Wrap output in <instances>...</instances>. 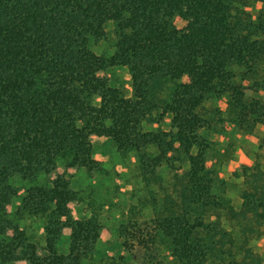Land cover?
I'll return each mask as SVG.
<instances>
[{"label": "trees", "instance_id": "16d2710c", "mask_svg": "<svg viewBox=\"0 0 264 264\" xmlns=\"http://www.w3.org/2000/svg\"><path fill=\"white\" fill-rule=\"evenodd\" d=\"M175 16L187 21L183 28ZM109 25L115 50L105 56L91 45ZM113 67L129 71L130 95L105 76ZM243 79L264 88V0H0L1 262L82 263L101 225L61 210L57 198L70 193V182L55 169L58 160L89 173L100 167L84 151L92 129L133 154L150 194L162 191L152 237L172 264H264L250 241L264 234V169L244 168L235 208L214 191L210 144L201 136L225 123L245 131L264 124ZM221 99L223 109L206 108ZM167 118L168 129L158 127ZM14 177L30 185L11 220L5 203ZM24 215L45 217L42 248L16 225Z\"/></svg>", "mask_w": 264, "mask_h": 264}, {"label": "rangeland", "instance_id": "374dc122", "mask_svg": "<svg viewBox=\"0 0 264 264\" xmlns=\"http://www.w3.org/2000/svg\"><path fill=\"white\" fill-rule=\"evenodd\" d=\"M256 8H259L257 3L254 5ZM173 22L178 28H183L187 23L180 16H175ZM115 41L116 34L109 25L105 38L91 46L96 53L110 56L114 53ZM104 74L112 86L122 89L127 96L131 94V79L127 68L113 67ZM179 79L183 82L188 80L184 75ZM241 82L247 99L256 98L259 108L264 111V88L259 81L243 79ZM205 105L208 109L213 106L223 109L225 106L222 99L214 102L209 100ZM169 122L167 118L165 124L158 127L168 129ZM218 129V133H201V136H207L210 144L206 166L215 178L214 191L238 208L244 168L251 166L264 169V124H257L251 131L227 123ZM87 135L89 145L84 151L98 161L100 167L89 173L83 167H68L62 160H58L55 169V173L65 176L70 182V193L57 198L61 210L76 219L95 217L101 225L99 238L81 264H172L169 250L152 237L153 218L155 211L162 205L158 199L162 191L154 187V194L148 192L137 174L133 154L119 153L106 132L88 129ZM59 148V145L53 147L55 154H58ZM162 176L169 182L171 173L163 169ZM28 185V182L18 177L12 179L14 195L5 203V210L11 220L16 218V209ZM154 198L158 199L157 207L153 204ZM45 224L43 216L31 218L24 215L18 217L16 222L39 249L45 242ZM12 232V229H8L5 235L11 236ZM68 235L69 230L65 229L59 244L63 252L67 250ZM250 241L254 252L264 261V234L252 237ZM40 253L43 254V251ZM0 264L4 263L0 260ZM8 264L27 263L18 261Z\"/></svg>", "mask_w": 264, "mask_h": 264}]
</instances>
